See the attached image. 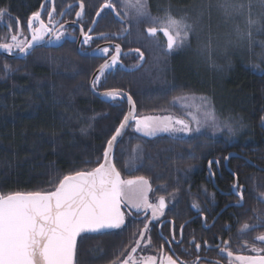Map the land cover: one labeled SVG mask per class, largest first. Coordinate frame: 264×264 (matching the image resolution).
<instances>
[{
    "label": "trees",
    "instance_id": "16d2710c",
    "mask_svg": "<svg viewBox=\"0 0 264 264\" xmlns=\"http://www.w3.org/2000/svg\"><path fill=\"white\" fill-rule=\"evenodd\" d=\"M53 1L58 12L66 8L71 14L69 19L76 17L79 0ZM48 2L0 0V8L7 9L0 22V42H9L10 35L16 34L17 21L19 38H23L28 18L33 12H44ZM105 2L83 0L84 12L77 19L81 24L85 20L84 29L93 24ZM110 2L116 11L104 9L96 19L93 26V33L98 35L96 43L117 42L125 53L120 62L131 71L123 68L106 71L96 86L98 90L128 93L137 116L182 117L180 106L176 105L178 97L187 93L206 94L240 130L234 139L203 134L184 139L166 135L150 138L137 133L131 125L115 150V163L122 178L145 176L152 187L161 184V190L184 188L191 183L197 186L206 183L203 180L209 161H214L212 169L218 161L223 178H216L217 183L232 181L229 172L232 171L237 181L256 195L259 186L254 182L264 180V58L257 63L252 51L243 53V57L234 55L225 73L218 74L208 60L200 67L176 48L170 53L165 51L161 36L162 44L145 35L146 27L152 26L129 19L121 2ZM193 3L206 6L214 15H231L222 6L225 0H147L154 17L161 13V7L187 9ZM254 30L253 26L240 28L232 36L250 40L248 34ZM100 33L105 34L104 38H100ZM259 36L263 42V28ZM59 45L37 48L20 59L0 55V194L54 190L65 174L96 167L97 161L103 159L107 140L126 114L125 99H99L89 88L91 76L101 66V58L96 54L78 55L72 42ZM135 49L143 53V61ZM5 64L9 66L7 70ZM81 128L87 131L81 132ZM137 146L134 167H127ZM230 153L236 156L225 159ZM224 162L229 171L224 169ZM257 204L260 206L257 210L263 212L264 203ZM128 223L122 231L81 235L74 264H114L121 253L127 255L141 228L134 220Z\"/></svg>",
    "mask_w": 264,
    "mask_h": 264
},
{
    "label": "snow or ice",
    "instance_id": "6c2138e0",
    "mask_svg": "<svg viewBox=\"0 0 264 264\" xmlns=\"http://www.w3.org/2000/svg\"><path fill=\"white\" fill-rule=\"evenodd\" d=\"M125 3L136 9L138 18H142L153 25H161L159 28H147V33L149 36L155 37L159 32H162L167 40L166 49L169 53L187 42L189 33L192 31V25L187 22V17L176 18L170 13H166L163 18L154 17L147 10L146 0H134V2L133 0H125ZM222 6L225 11L238 10L236 6L227 2ZM242 7V5L239 6V8ZM84 8L83 0H79V10L75 13L77 18L83 15ZM104 9L116 11L110 0H106L101 5L100 10L97 11V18L101 16ZM6 13L7 9L0 8V22ZM54 13L55 6L48 11L47 23L41 19L39 11L31 14L28 18V28L31 32L30 40L19 39L21 33L19 21H17L16 34L10 35L9 42H0V50L9 54L18 50L20 55H27L28 50L36 42L44 40L46 37L56 41L63 39L68 35L64 31L65 25L61 24L59 30L50 27L54 24L52 19ZM61 14L63 15V12ZM116 14L117 16L120 15L119 12ZM96 22L94 19L93 23ZM257 23L255 20H248L250 28ZM93 30L90 27L88 31H85L81 27L80 32L84 45H88L94 39L90 35ZM104 35V33H100V38H104ZM248 35L250 38L251 33L249 32ZM114 48L115 52L111 54L110 59H105L100 66V74L94 77L93 89L100 83L106 70L118 65L121 46L116 44ZM93 51L108 57L110 48L98 46ZM135 51L140 54L142 59L143 53L139 49H135ZM8 67L7 64L4 65L5 70ZM101 95L115 101L122 96V93L117 89H110ZM127 99L130 111L123 116L114 134L107 140L103 151V160H98L96 167L91 170L84 169L65 174L59 179L54 190L0 194V264H74L77 237L82 233L105 234L109 230L122 229L125 226V213L121 211L122 205L129 208L128 215L149 209L152 215L151 217L147 215L144 217L146 222L143 224V228L139 229V239L135 240V246L127 255L121 253L114 264H157L156 256H142L137 259L133 254L137 253L141 244L150 246L151 237L148 235L150 224L164 215L167 207L166 198L161 195L156 203L149 202L148 193L152 191V186L145 176H137L127 180L122 178L121 171L116 166L114 155V145L118 142V138L127 127L132 125V122H134L136 132L150 137L165 133L173 138H180V134H189L193 131L200 132L201 117L203 124L211 126L214 131L227 129L230 135H234L236 129L231 122V117L220 118L217 116L207 97H200L201 103L191 106L195 109V113L189 112V115L197 125L195 129L185 119L171 115L137 116L132 97L128 96ZM86 131V128H81V132ZM138 147L133 149V157L127 162V167H134L133 162ZM213 163L214 161H209V167ZM236 189H241V191L236 192ZM233 191L239 197L238 206L242 207L244 200L242 186L238 183L234 184ZM261 197V202H264V194H261ZM192 207L199 210V206L195 203ZM256 220V224L244 223L239 232L244 233L256 227L264 226V214L258 213ZM183 228L184 225H181V230ZM165 239L170 245L182 243V232L180 241L176 240L175 234ZM254 239L264 242V234H260ZM222 243L223 247L219 248V254H226L230 264L233 260L238 261L239 264H264V254H260L264 250L252 247L251 250L257 255H238L230 250L229 240H224ZM189 244H194L197 252L201 250L202 245L196 242L195 238L189 241ZM203 244L204 247H210L207 241H204ZM162 248L163 245H161ZM200 259L201 257L198 255L192 264H199ZM159 264H178V258L174 259L172 255H162ZM179 264H187V262L181 260Z\"/></svg>",
    "mask_w": 264,
    "mask_h": 264
},
{
    "label": "flooded vegetation",
    "instance_id": "af4514ba",
    "mask_svg": "<svg viewBox=\"0 0 264 264\" xmlns=\"http://www.w3.org/2000/svg\"><path fill=\"white\" fill-rule=\"evenodd\" d=\"M49 6H46L44 12H41V19L47 23L48 11L55 6L53 0H49ZM63 12V15L61 14ZM70 11L67 9H61L58 12V6H55V13L53 16L54 24L50 25V27H54L59 30L60 25H65L64 31L68 33L60 41H56L52 39V41L57 43L63 42H72L76 45L80 36L81 27L85 28V20H83V24L78 22L77 17L73 19H69ZM27 32L26 35L23 36L25 39H30V31L28 29V21H27ZM37 26V25H34ZM92 28V24L90 26ZM89 27V28H90ZM84 29L88 31V29ZM94 37V39L88 44L84 45L82 43L83 37L80 40V49L84 52H89L95 49L96 47H109L110 53L108 57L101 55L100 53H95L96 56L101 58V64L105 61V59L110 58L111 54L114 53V47L111 46L117 42L106 41L103 43H96L98 40V35L94 34L93 31L90 33ZM164 40V37L158 33L153 38L160 37ZM148 37V36H147ZM47 37L41 42L47 41ZM21 40V39H20ZM23 40V39H22ZM165 45H166V40ZM18 52V51H17ZM16 52V53H17ZM77 52V51H76ZM125 55L122 49V55L119 59L118 65L115 67L108 69L115 70L117 68H123L120 60ZM135 58L131 59V62L134 61ZM133 60V61H132ZM100 74V73H99ZM97 91L105 92L98 90ZM123 98V97H122ZM124 99V98H123ZM225 170L229 171L226 167L227 162H224ZM212 169L209 167V163L207 165V174L204 177L205 184H200L197 186H193L192 183L186 187H179L175 189H164L161 190V184L155 187H152V191L148 193L149 202L156 203L158 197L163 195L166 198L167 207L165 209V213L163 216L159 217L157 220L152 221L150 224V232L148 235L151 237V244L148 246L147 244H141L137 253H134L133 256L135 258H140L142 256H156L157 264L159 263V259L162 255H172L174 259L178 258L179 261H185L187 264H192L193 261L196 260V257L199 255L201 257L199 264H230L229 259L226 254H219V248L223 247L222 241L229 240L230 241V250H232L235 254L245 255V256H254L257 255L256 252H253L251 249L255 247L257 249L264 250V242H260L255 240L254 238L260 234H264V226L256 227L254 229L248 230L244 233H240L239 229L244 223L256 224V215L258 213L264 214L257 209H260V206L257 203H264L262 201L261 194H264V188H261L264 185L263 181H255L254 184L258 185L257 189H255L256 195L252 190H247L243 183L237 181V177L234 173L231 172L233 176V180L225 183V182H216L217 180H221L223 175L221 174V169L217 166ZM211 182L210 184L208 182ZM239 184L242 186L243 190V206H238L237 201L239 197L233 191V185ZM219 184V185H218ZM236 192L241 191V189H236ZM197 192H199L197 194ZM193 203L199 206V210L193 208ZM122 211L125 213V228L132 220L138 222L143 228V224L146 222L144 217L147 215L151 217L152 213H149L151 210L141 211L139 213H132V215H128L129 208L122 205ZM185 210V211H184ZM238 211V215L236 211ZM226 212L227 215H222ZM188 214V215H187ZM188 216L184 220H179ZM181 225H184L183 230H181ZM122 229H116L122 231ZM140 228V229H141ZM181 232L183 237L182 243H172L171 245L167 242L165 238L171 237L173 234L176 236V240H181ZM195 238V241L201 243L202 247L199 252L195 249L194 244H189ZM139 239V236L137 237ZM207 241L210 247H204L203 242ZM161 245L163 248L161 249ZM135 244L133 245V247ZM131 251V249H130ZM129 251V252H130ZM260 254H264L262 251ZM231 264H239L238 261H232Z\"/></svg>",
    "mask_w": 264,
    "mask_h": 264
},
{
    "label": "rangeland",
    "instance_id": "374dc122",
    "mask_svg": "<svg viewBox=\"0 0 264 264\" xmlns=\"http://www.w3.org/2000/svg\"><path fill=\"white\" fill-rule=\"evenodd\" d=\"M117 2H121L122 9L124 10L123 13L129 18L133 19L137 22H143L145 26L149 24L152 27H161V25L156 24L153 25L149 22H146L142 18L137 17V12L134 7L128 6L125 3V0H115ZM134 2V0H133ZM230 5L236 6L238 10H229L227 11L231 15H214L209 13L206 9V6H200L197 3H193L187 9L178 8L170 9L167 7H161L159 10L161 13L155 14L156 17L163 18L166 13H170L172 16L176 18L180 17H187V22L192 25V31L189 33V37L187 42L179 47L176 48V51H181L184 53L185 57L189 61H194L200 67L203 66V62L208 60L213 64V70L218 74L225 73V69L231 63L232 58L235 55L239 57H243V53L253 52L255 56L254 59L258 63V60H263L264 58V41L262 42L261 37L259 36V32L261 29H264V2L262 0H225V3ZM147 3V0H146ZM158 3V2H156ZM160 6L164 4L160 3ZM242 5V8L239 6ZM147 10L149 12V8L147 6ZM172 10V11H171ZM233 14V15H232ZM153 15V14H151ZM238 16V17H237ZM252 19L257 21L258 23L253 25L255 28V32H251L250 40H245L244 37L235 35L237 32H240V28L246 29L249 28L248 20ZM148 27V26H147ZM146 35V34H145ZM259 37V38H258ZM151 38V37H148ZM23 39L24 38H19ZM154 42L158 43L162 41L160 37L154 38ZM164 46H166L164 44ZM248 50V51H247ZM18 50H15L12 55ZM257 65V64H255ZM256 67V66H255ZM186 97V98H185ZM200 97H207L208 101L212 108H214L216 114L220 118L229 117L227 115L221 114L216 108L215 104L211 97L206 94H199V93H187L183 94L182 96L176 99V105L180 106L179 112L182 113V117H174L185 119L191 124V127L195 129L197 125L192 121V117L189 115V112L195 113V109L191 107L193 104H200ZM195 98V99H194ZM169 114H164L161 116H167ZM151 116V115H150ZM201 130L200 132L193 131L189 134H180V138L184 139L185 137L195 136V134H203L209 136H217L221 135L226 139H234L236 135H239L240 130L235 127V123H233L234 128L236 129L235 134L230 135L227 129H222L220 131H214L211 126H207L203 124V118L201 117ZM134 126V125H133ZM170 136L165 133L158 134L156 136ZM172 137V136H170ZM236 138V137H235ZM149 198V196H148ZM143 211V210H142ZM151 213V211L149 212ZM139 259V258H138Z\"/></svg>",
    "mask_w": 264,
    "mask_h": 264
},
{
    "label": "water",
    "instance_id": "95a60500",
    "mask_svg": "<svg viewBox=\"0 0 264 264\" xmlns=\"http://www.w3.org/2000/svg\"><path fill=\"white\" fill-rule=\"evenodd\" d=\"M95 20L97 19V17L95 16V18H94ZM93 26H94V23L92 24V28H93ZM147 28H149V27H146V31H145V34H146V36H148V37H151V36H149L148 35V33H147ZM29 29V28H28ZM80 33V36H79V38H78V41H77V48H76V51H77V54L78 55H80V56H92V55H95V51H89V52H84V51H82L81 49H80V40L82 39V36H81V32H79ZM163 37H164V35H163V33L162 32H159ZM30 39H31V33H30ZM29 39V40H30ZM164 40H166V38L164 37ZM47 45L48 46H50V47H54V48H58L60 45H59V43H57V42H54V41H52V39H47V41H45V42H41V41H39V42H36L35 43V45L31 48V49H29L28 50V53L30 52V51H32V50H35V49H37V48H41V47H47ZM116 45V43H114V45L112 44L111 46H115ZM166 46H167V40H166ZM97 48V47H96ZM95 48V49H96ZM101 48H103L102 46H101ZM165 51H167V49H166V47H165ZM114 52H115V48H114ZM168 52V51H167ZM27 53V54H28ZM0 55H2V56H5V57H7V58H11V59H20L22 56H24V55H20L18 52L17 53H15V55H12V54H9V53H7V52H4L3 50H0ZM121 55H122V48H121ZM121 55H120V57H121ZM120 57H119V59H120ZM108 59H110V58H108ZM141 61H143V58L141 59ZM104 63V62H103ZM102 63V64H103ZM101 64V65H102ZM99 68L100 67H98L95 71H94V73H93V75L91 76L92 78L90 79V82H89V88H90V90H91V92H92V94H93V96L95 95L97 98H99V99H105V98H108V97H105V96H103V95H101L102 93H104V92H100V91H97L96 89H93V86H92V82H93V79H94V77L96 76V75H98L99 74ZM123 70L124 71H131V69H128V68H123ZM120 91V90H119ZM121 93H122V96L121 97H123L125 100H126V102H127V111H126V114L127 113H129V111H130V105H129V103H128V99H127V97L129 96L128 95V93L126 94L125 92H123V91H120ZM133 100V99H132ZM134 102V101H133ZM135 114L137 115V108L135 107ZM152 116V115H151ZM132 125H134V122H132ZM119 126V125H118ZM134 127V130H135V125L133 126ZM128 128L129 127H127L123 132H122V135L118 138V142L114 145V155H115V150H116V148L118 147V144L120 143L119 141L124 137V135L126 134V132L128 131ZM138 133V132H137ZM139 134H142V133H139ZM143 135V134H142ZM147 137H150V136H147ZM152 137V136H151ZM150 137V138H151ZM230 156H236L234 153H230L228 156H227V160H228V158L230 157ZM103 160V159H102ZM121 211H122V208H121ZM111 231H113V230H109L107 233H109V232H111ZM90 232H88V233H82L81 235H83V234H89ZM91 234H100V233H91ZM80 235V236H81ZM80 236H78L77 237V241H78V238L80 237ZM78 244V243H77ZM77 244H76V248H77ZM76 251V250H75ZM75 256H76V254L74 255V261H75ZM159 264V263H158Z\"/></svg>",
    "mask_w": 264,
    "mask_h": 264
}]
</instances>
